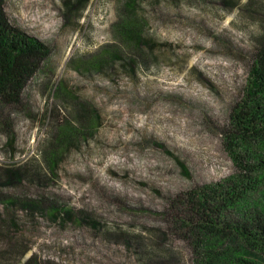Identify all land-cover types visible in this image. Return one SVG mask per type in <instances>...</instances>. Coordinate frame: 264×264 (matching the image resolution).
<instances>
[{
	"label": "rangeland",
	"instance_id": "rangeland-1",
	"mask_svg": "<svg viewBox=\"0 0 264 264\" xmlns=\"http://www.w3.org/2000/svg\"><path fill=\"white\" fill-rule=\"evenodd\" d=\"M77 1L5 0L10 24L49 56L19 104L0 102V170L45 175L0 187L41 202L8 209L0 264H264V250L189 224L184 195L235 172L222 130L264 38V0H136L130 15L125 0ZM126 20L137 44L120 38ZM248 195L261 207L264 185Z\"/></svg>",
	"mask_w": 264,
	"mask_h": 264
},
{
	"label": "trees",
	"instance_id": "trees-1",
	"mask_svg": "<svg viewBox=\"0 0 264 264\" xmlns=\"http://www.w3.org/2000/svg\"><path fill=\"white\" fill-rule=\"evenodd\" d=\"M135 1L125 0L123 8L128 15L130 9L134 11ZM82 2L83 0H78L76 4ZM4 5L5 0H0V102L13 106L20 103L28 82L49 56V48L35 37L13 27L6 16ZM127 21L120 26V38L129 41L130 45L137 44L140 33L137 29L131 30ZM255 43L249 56L245 82L238 99L230 108L228 122L222 130L223 148L232 161L235 172L220 182L197 186L184 195L195 206V212H192L194 216L188 220L189 224H196L194 226L207 233L230 235L254 249L264 250V200L261 207L255 203L250 205L247 200L249 193L264 185V158L256 154L257 149H264V38ZM79 117L88 118L84 114ZM57 157L58 154L53 151L46 158L50 171L54 169ZM44 177L41 168L30 164L21 169L0 170V187L11 186L25 191V182L42 184ZM40 203V197L32 198L0 190V206L5 211L0 214V241L7 239L15 224L8 209L22 205L41 208ZM246 206L253 207L256 214L252 218H246L243 222L226 220L229 210L240 214ZM248 221H253L254 224H249ZM196 264L259 263L243 258L226 263L205 258Z\"/></svg>",
	"mask_w": 264,
	"mask_h": 264
}]
</instances>
